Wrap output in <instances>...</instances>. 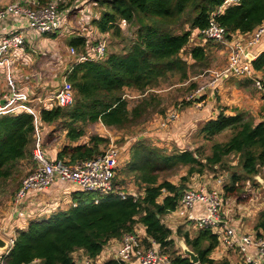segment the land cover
<instances>
[{"label": "trees", "instance_id": "16d2710c", "mask_svg": "<svg viewBox=\"0 0 264 264\" xmlns=\"http://www.w3.org/2000/svg\"><path fill=\"white\" fill-rule=\"evenodd\" d=\"M85 1L87 5L101 6L99 18L92 23L103 33L126 40L120 20L136 26L132 37L128 38L127 49L122 54L106 51L103 59L74 64L64 75V81L71 84L69 104L42 106L37 117L28 111L0 115V199L7 195L12 199L23 177L34 167L32 149L37 122L56 125L48 133V140L53 132H65L64 138L72 142L85 135L95 122L105 127L129 129L144 122L152 113L165 115L168 99L155 92V87L165 77H172L178 80H172L171 84L188 83L178 91L191 94L198 88L197 77L209 69L207 48L210 42L202 39L201 31L211 19L224 27L229 37L235 32L249 34L264 20V0H239L214 16L212 13L223 0ZM59 9L63 11L61 6ZM66 43L83 49L86 40L76 34L69 36ZM247 62L253 72L264 73V51ZM255 78L264 84V74ZM126 89L140 94L132 106L125 97ZM224 131L231 134L224 141L214 142L207 154H203L199 146L185 148L173 144L169 149L148 137L136 139L129 147V159L119 167L115 178L120 173L124 177L131 176L140 194L125 191L122 197L116 193L100 195L75 190L67 206L57 208L50 215H38L28 220L26 226L16 227L14 244L8 253L0 256V264H77L73 256L76 250H82L89 259L95 260L109 241H120L126 233H137V224L143 226L145 246L156 243L169 257L170 264H193L177 245L179 239L197 255V264H233L226 257H211L218 246L214 230L193 227L187 222L172 228L164 221L167 214L176 210L188 190L186 182L193 174H203L206 169H228L231 172L223 184L222 198L239 203L250 199L251 184L259 185L254 176L264 179V119L256 121L245 110L232 115L221 110L199 127L197 136L210 140ZM106 140L92 134L87 143L65 145L57 159L75 162L96 157L102 152L99 145ZM231 156L233 158H229ZM26 164L29 165L27 171L23 167ZM180 166L187 170L173 183L164 174H173ZM122 188L123 185H119V189ZM254 229L258 235L264 232V210ZM102 264L121 263L110 259Z\"/></svg>", "mask_w": 264, "mask_h": 264}, {"label": "built area", "instance_id": "2783aa9c", "mask_svg": "<svg viewBox=\"0 0 264 264\" xmlns=\"http://www.w3.org/2000/svg\"><path fill=\"white\" fill-rule=\"evenodd\" d=\"M237 1L239 0H223L217 11L212 13V16ZM60 2L61 0H16L0 7V22L4 21L10 14L22 15L27 20L22 27L0 29V65L7 60L12 50L25 47L26 35L30 31L57 35L62 34L63 30L67 31L66 26L63 24V14L59 9ZM125 24H127L125 20H120V26ZM201 33L205 41L212 40L216 45L224 46L227 49V64L221 72L210 71L214 75L211 76L210 74L209 80L185 97L186 101L193 100L189 105L199 108L202 105L201 101H198L199 98L207 87L215 85L221 75L224 77L229 75L251 76L255 86L264 97V84L260 79L255 78L254 72L247 62L250 61L247 58V54H251L253 58L257 56L250 49L252 45L257 44L264 38V20L253 32L246 34V37L234 38L235 33L229 37L226 29L220 26L214 18L211 19L209 25ZM101 40H104V38L97 36L94 41L86 43L84 52L77 53L74 48H70V52L75 57L76 62L103 59L106 47ZM6 84L10 93L5 97L6 102L0 105V115L28 111L27 102L30 100L19 89L16 77L10 72L6 74ZM52 97L55 103L51 104L49 102L50 105L48 107L69 104L72 99L71 84L63 81L62 87L55 91ZM37 100L41 102L40 98H37ZM170 111L165 123L177 118V109L173 108ZM119 154V149L110 147L96 157L89 159L75 162L57 158L52 160L46 156L42 141L36 136L32 149L34 167L23 177L18 191L11 200L12 221L13 219H17V221L15 224L9 225V227L6 224H0V238L6 242L4 253L14 244L15 228L24 226L30 219L27 220L29 217L27 209L29 206L26 203L28 196L33 193L39 195L48 190L56 179L68 182L80 191L95 192L100 195L116 193L125 197L128 192L125 193L113 183L121 166ZM221 190V188L208 190L205 187L188 189L179 201L175 213L193 227L214 230L218 236V245L226 250H235L241 256L242 262L264 264V232L259 235L250 233L238 234L228 223L223 213ZM198 205L201 206L199 214L195 212V208ZM18 218L24 219L23 225L18 223ZM142 238L143 236L138 233L124 234L120 240L119 248L112 259L120 261L121 264H170L169 257L161 252L156 243L151 242V247H146L145 243L142 242ZM99 257L100 255L95 260L87 257L84 264L104 263ZM80 264H83V262H80Z\"/></svg>", "mask_w": 264, "mask_h": 264}, {"label": "crops", "instance_id": "0c3cea01", "mask_svg": "<svg viewBox=\"0 0 264 264\" xmlns=\"http://www.w3.org/2000/svg\"><path fill=\"white\" fill-rule=\"evenodd\" d=\"M5 2L0 0V6H2ZM65 3V2H64ZM82 5H87L86 1L83 0V2H78L77 0L73 1L69 6L63 8L62 14H63V24H68L66 21L68 18H73L78 24L80 23V20L84 19H89V16H92V12H94L91 9L92 3L90 8H88V10H86V12L83 11L82 12H78L77 11L80 9L79 7H81ZM93 8V6H92ZM78 14H80V16L77 18ZM90 20V19H89ZM93 18L90 20V23L88 24L87 28H86V33H76L73 32V28H71L70 26H66V28H69L67 31V33L62 34V35H55L54 37L47 35L49 33H45V34H40L34 31H30L27 35H26V45L25 47H23L22 49H14L10 52V54L7 57V60L0 65V105H3L6 102L5 97L10 93L8 90V85L6 84V74L7 73H13V71L15 70H22L25 73V77L22 76V74H19V76L16 77V81L17 84L19 86V89L25 93L28 97L29 102H27V106L28 107H32L35 109H40L42 106L43 107H47L50 105V101L47 100V97L43 98L42 96L47 95V90L50 89V86L54 85V77H57L58 75L56 74L59 73V78L62 75L63 78L62 80H64V75L70 71L72 69V67L74 66V64H76V60L75 57L69 52L70 47L68 45V43H65V51L67 50L68 53L67 54H63V53H59L58 55L57 53L54 56H50L52 59H56L55 63L58 66L55 68H49V69H45L44 72L42 73L43 77L47 79V81H45V79L42 80L38 70H33L32 69V59L34 60L35 57V53L36 51H40V53L44 54L45 52H49V50L52 48V45H55L54 40L57 44L60 43V40H66L69 36L72 35H76V34H80L83 37H85L86 43H90L89 39H91V37H95V30L98 32V35H103L105 33L101 32L97 26L95 24L92 23ZM27 20L24 16L22 15H14V14H10L4 21L0 22V29H8V28H18V27H22L26 24ZM72 29V31H71ZM97 35V36H98ZM234 38L235 37H246V33H239V32H235L234 34ZM57 36H63L59 39H57ZM92 41V39H91ZM85 43V45H86ZM85 45L83 47V49L85 48ZM217 48H219V50H224L226 52L225 55V63L224 65L220 68H224L227 64V49L224 46L219 45ZM58 49V48H57ZM76 51L78 50V52L83 49L80 48H74ZM251 52L254 54H259L262 51H264V38H262L260 40V42H258L257 44H254L251 46ZM66 51V52H67ZM80 51V52H81ZM57 52V50H56ZM224 51H220V53H223ZM255 58V57H254ZM211 70L208 69L207 72H210ZM254 74L258 77H263V72L262 71H255ZM253 74V75H254ZM205 76V75H203ZM201 76V77H203ZM210 77V74L208 75ZM200 77V79H201ZM224 76L221 77V81L218 80L217 85L215 84L214 86L211 87H207L205 92L203 93V95L199 98L198 101H201L202 105L197 108V107H192L190 105H183L181 108L178 107L177 108V112L179 114L178 118L176 120L173 121H168L166 127L162 128V129H156V131H153L155 127H157V121L160 120L161 117L157 116V119L154 118L155 122L153 124H151L149 126L148 132L149 133H153V137H151V140L153 141V143L159 145V142L163 141V143H165L164 146H167L169 149L172 148V144H176L177 146H184L185 148H193V143H190V141L192 142V138H193V134L195 133V135H197V130L199 129V127L202 126V124L212 118H215L216 115L222 110L224 114L226 115H232L234 113H236V111L238 110H245L248 111L256 121H260L264 119V97L261 94V92L254 86V81L253 78L251 76H246V75H241V76H237V78L235 79L236 81L234 82V85H231L229 87H224L223 84L225 81L230 80L228 79L229 76H226L225 79H222ZM242 77V78H241ZM248 78L250 80H248ZM239 79H244L245 81H249L248 83L251 84L253 87L252 91L249 93V91L246 89V87L241 86V84H239ZM197 80V79H196ZM207 80H201L200 82H206ZM199 83V82H197ZM201 84V83H200ZM257 89V90H256ZM55 90V89H54ZM243 91L244 94L247 96V103L245 102V98H240L239 100H233L230 101V103H235L234 107H219L220 106H224V100H223V94L226 93V96H237L238 94H241ZM54 92H52L53 94ZM220 94V98H221V103L217 102L218 100V96ZM37 98L41 99V102L36 101ZM245 103L246 106H243V104ZM250 102V103H249ZM32 103L35 104H39L38 106L34 107L32 105ZM41 105V107L39 108V106ZM219 107V108H218ZM38 110L37 112H33V114L37 117L38 116ZM160 116H164V115H160ZM99 123V125L104 126L101 122H95V124ZM94 125V124H92ZM98 125V124H97ZM37 129H36V136L39 137L42 141L43 144V148L45 151L46 156H48L49 159H56L57 158V154L62 151L63 147L65 145H78L80 143H87L89 138L86 137L85 135H83L80 139H78L77 141H72L70 142L69 140H66L65 137V132H63V137L58 139V135L60 133L53 132V134L50 136L51 139L48 140V133L53 130V128L55 127V125H47L45 123H40L37 122L36 125ZM91 126H89L90 128ZM105 127V126H104ZM91 129V128H90ZM96 134L99 137L102 138H106L105 136H102L101 134L98 133L97 130ZM99 132H102L99 129ZM58 134V135H57ZM50 142V143H49ZM130 147V146H129ZM99 148L101 149L100 145ZM129 155V152H128ZM129 159V157L127 158ZM127 159H123L122 161L125 163V161ZM121 163V164H124ZM121 167V166H120ZM193 176V177H192ZM200 174H193L191 175L192 178H196L199 179V181H201L203 178L200 177ZM261 177V176H260ZM254 179L256 180V178L254 177ZM206 181V179H203ZM213 183L211 184L212 187H214V185L217 183L218 184V180H212ZM215 182V183H214ZM68 183V182H67ZM187 186H188V181L186 182ZM199 185H194L193 187L198 188ZM200 187V186H199ZM220 187V186H218ZM217 187V188H218ZM221 188V187H220ZM222 189V188H221ZM77 190L72 184L69 183V189L68 191H65L64 189H62L60 187V185L56 184V187L54 188H49L48 190L40 193L39 195H36L35 193L30 194L26 200L27 203V209H28V218L27 220L31 217L35 218L38 215H50V213H52L54 210H56L59 207H65L68 204L71 203V194L73 191ZM127 192V191H126ZM250 195V194H249ZM68 196V198H66ZM250 199L252 200V195H250ZM244 201V202H236L235 200H231L233 202V206H234V211L229 215V202L226 203L228 200L225 201L228 210L225 208H223V213L226 216V219L228 221V223L236 230V232L238 234H245V233H250V234H257V232L254 229V225L257 221V218L260 214V212L262 210H264V207L259 208L257 210L248 208L247 205H244L245 203L250 201ZM51 203V204H50ZM65 203H68L67 205H64ZM9 205V202H8ZM64 205V206H63ZM46 206V208H45ZM55 207V208H54ZM45 208V209H44ZM54 208V209H53ZM201 211V206L198 205L195 208V212L197 214H199ZM166 216H168L169 220L171 221L172 218L173 219H179L177 216V213H175V211L167 214ZM165 216V217H166ZM29 219V220H30ZM180 220V219H179ZM183 220V219H182ZM254 220V222H253ZM17 221V219H13L12 221V216L9 210V213L7 216H5L1 221L0 224H6L8 225H13L15 224V222ZM18 223L20 225L24 224V219H20L18 218ZM165 223L167 224L166 220ZM169 225V224H168ZM170 226V225H169ZM179 226V225H178ZM173 228V226H171ZM138 229V230H137ZM135 231L138 232V234H140L141 236L144 235V229L142 225H139ZM144 237V236H143ZM182 239H179L178 241H180ZM177 241V242H178ZM183 241V240H182ZM184 242V241H183ZM120 245V241L113 239L111 241H109V243L104 247L103 249V255L104 258H102V261H106V256H107V260L112 259L114 257V254L116 253V250L119 248ZM178 245V244H177ZM186 245V244H185ZM180 247V246H179ZM181 248V247H180ZM107 249V250H106ZM3 250H0V252ZM81 250H79L80 252ZM80 253H84L83 251H81ZM231 254L235 255L238 254L235 250H226L223 247H220L219 245L217 246V248L211 253V257H226L230 260L231 258ZM239 255V254H238ZM85 259H87V256L84 254ZM77 261V260H76ZM231 262V261H230ZM82 263V262H81ZM241 263V262H240ZM80 264V262H79Z\"/></svg>", "mask_w": 264, "mask_h": 264}, {"label": "rangeland", "instance_id": "374dc122", "mask_svg": "<svg viewBox=\"0 0 264 264\" xmlns=\"http://www.w3.org/2000/svg\"><path fill=\"white\" fill-rule=\"evenodd\" d=\"M1 1L5 2L3 5H6V4H8L10 2H13V1H16V0H1ZM73 1H75V0H61L59 6H61V8H64V6L67 7ZM77 1L78 2H83V0H77ZM90 6H91V4L90 5H82L81 7H79L80 9L77 11V13L79 11L82 12V13H83V11L86 12V10H88V8H90ZM91 9L93 11H95V12H92V13L93 14L96 13V14H95V16H93V14H92V16H89V19L91 20L92 18L93 19L99 18V13L101 11V6L99 4H97L96 6L94 5L93 8L91 6ZM79 16H80V14H78L77 18ZM89 19H84L83 18L82 20H80V23L78 24L73 18H68L67 21H66L68 24H65V25L66 26L68 25L71 28H73L74 29L73 32L83 33L84 34V33H86L85 32L86 28H87L88 24L90 23ZM135 28H136L135 25H133V24L129 25V23L125 24L124 26H120V29L122 30V34L126 37V40L122 39V37L113 36V35H111V33H105L103 35L102 34L98 35V32L96 30H95V32H96L95 33V37L92 36L91 39L94 41L96 39L97 35L98 36H102L104 38V40H101V41H103L105 43L107 54L111 53V52H116L117 54H122L127 49V46L129 44V39L128 38L132 37V34H133ZM66 29H67V31H69L68 28H66ZM67 31L63 30L62 34L67 33ZM71 31H72V29H71ZM62 34H60V35H62ZM61 37H63V36H57V39H59ZM91 39H89V41H91ZM196 41L199 42V43H204L201 39H197ZM208 42H210V44H209L210 46H209V48H207V56H208V60H209V67L208 68L211 71L221 72L223 68L222 69H220V68L225 63V55H226L225 49L224 50H219V48H217L219 45H216L212 40H209ZM54 43H55V45H52V48L49 50V52H45L44 54H42V53H40V51L37 50L35 55H34L35 59L34 60L32 59V61H33L32 69L33 70H38L42 80L45 79V81H47V79L44 78L43 75H42L44 70L45 69H49V68H55L57 66V64L55 63L57 58L52 59L51 57L54 56L56 53L58 55V52L59 53H63V54H67L68 53L67 50H66L67 52L65 51V45H64L66 43V40H60L59 44H57L55 42V40H54ZM20 49H22V48H20ZM56 50H57V52H56ZM220 51H224V52L220 53ZM69 52H70V50H69ZM206 62H207V60H206ZM57 69H58V66H57ZM12 74L15 77L19 76V74H22V76L25 77V73L22 70H18V71L14 70ZM56 74L58 76L54 77V82H53L54 85H53V87L51 85L50 89L47 90V95L42 96L43 98L47 97V100H49L51 104L55 103V100L52 97V95H53L52 92H55L59 88H61L62 85H63V81H64V80H62V78H63L62 75L59 78V73L56 72ZM209 74H211V73L205 71L203 74H201V75H199L197 77V82H199L198 83V87L201 84H203V82H200L201 80H204V78H205V80H209L210 79V77L208 76ZM203 75H205V76H203ZM213 75H214V73L211 74V76H213ZM201 76H203V77H201ZM222 76L223 75H221L218 78V80L221 79ZM200 77H201V79H200ZM225 78L226 77H223L222 79H225ZM236 78H237V76H235V75H229L228 79H230V80L225 81L223 86L226 88V87H229L231 85H234V82L236 81L235 80ZM172 80L173 81H177L178 79L177 78H172V77L171 78L165 77L159 83V85L155 87V92H157L158 94L163 95L165 98L168 99V101L165 102L166 107L167 106L168 107H167V109H165V112L166 111L167 112H166V114L164 116H160V115H158L156 113H152L151 116L148 119H146L144 122H141V123H139L138 125H135V126H130L129 129H117V128H113V127H104L102 125H99V123H97L98 125L94 123V125H90L91 129L88 127L85 136L90 138V136L92 134H96L95 130H97L98 133L101 134L102 136H105L108 141L106 140L105 142L100 144V147H101L102 151H105V150H107L110 147H116L117 149H119V152H120V154H119V163L122 166L123 164H121V163H124L122 160L123 159L124 160L127 159L129 157V155H130V154L128 155L129 146L134 141H136V139H138L139 136L143 135V138L144 137H148L149 139H151V137H153L152 136L153 133H149L148 129H149V126L155 122L154 118L157 119V116L161 117L160 120L157 121V127H155L153 131H156V129H158V128L162 129V128L166 127V125L168 124V123H165L166 122V117L168 115V112L170 113L171 112L170 110L173 109V108H175V109H177L178 107L181 108L184 105L183 103L187 102L185 100V97L188 95V92H186L184 90L178 91L179 90L178 88H180L181 86H186L188 84L187 81L184 82V83L171 84ZM218 80L215 83L216 85H217ZM239 84H241V86L246 87V89L249 91V93L252 91V88L256 87L255 84H254L255 87H253L251 84L247 83L244 79H239ZM241 92L242 93L238 94L237 96H232V95L231 96H226V93H224L222 97H223V100L225 101L224 102L225 105L224 106H220L219 105V107H234L235 103H230V101H233V100H235V102H236V100L240 101V98H243V97L245 98V102L247 103V96L244 94L243 91H241ZM139 95L140 94L137 91L130 90V89H126L125 90V97L128 99L130 106H132V104L140 97ZM217 96H218L217 102L222 104L221 101H220L221 100L220 94L217 95ZM36 101H38V100L36 99ZM32 105L34 107H36L39 104L32 103ZM41 105L42 104H40L39 108L41 107ZM163 106H164V103H163ZM190 106L193 107V105H190ZM243 106H246L245 103L243 104ZM37 110L38 109L29 107L28 112H30V113L31 112H37ZM178 116H179V114H177V118H178ZM177 118L172 119L170 121L176 120ZM164 123H165V125H163ZM99 129L102 132H99ZM63 134L64 133H60L59 135L57 134L58 135V139L62 138ZM230 134H231L230 131H224V132L214 136L210 140H205V139H203V137H199V136L195 135V133H194L193 134L194 136L191 139L192 142L190 141V143H193L194 147L199 146V148L202 151V153L203 154H207V153H209L210 146L214 142H216V141H219V142L224 141V140H226L229 137ZM60 141H61V139H60ZM159 145L160 146H164L165 143H163V141H161V142H159ZM172 146H173V144H172ZM229 158H233V157L231 156ZM232 162H235V160H232ZM25 163H27V162H25ZM23 167L27 168L26 171L29 169V165L28 164H26ZM186 170H187V167L180 166L178 169L173 171V174H167L166 173L164 175L171 182L177 183L178 180L180 179V177L185 174ZM235 170H236V168H235ZM230 172L231 171H229L228 169H224L222 171L221 170H219V171H211L209 169H206L203 172V174H200L201 175L200 177L203 178V179H206V181L203 180V179L201 181H199V179L192 178L193 176L192 177L190 176L188 178V189H197L196 187H193L194 185H199L200 187H205L208 190H210L212 188H217L218 186H220L222 188L223 184L228 181L229 176H230ZM119 175L123 176V175H121V173ZM119 177L118 178H114V181H113L114 185H116L118 188H119V185H123L122 189L124 191H127L130 194H133V195L140 194L138 185L137 184L135 185L134 179L131 176H128V177H124L123 176L124 178H122V177L119 178ZM215 179L218 180V184L216 183L214 185V187H212L211 186V184L213 183L212 180H215ZM250 182L254 183L252 180ZM56 184L60 185V187L62 189H64L65 191H68V189H69V183L64 182V181H60L58 179H56L52 183L50 188L52 189V188L56 187ZM199 186H198V188H200ZM220 187H218V188H220ZM248 193H250V195H252L253 199L252 200L250 199V201L245 203L244 205H247L248 208H251V209H254V210H257V209H259L261 207L262 208L264 207V192H263V190H262L260 185H256V184L252 185L251 184L249 186ZM4 197H2L0 199V221L5 216L8 215L9 210H10V213L12 211V203H11L12 199H10V197H8V195H7V197H5V198ZM66 198H68V196ZM226 200H228L226 203L229 202V215H230L234 211V206L232 205L233 202H234L233 201L234 199L233 200L232 199H223V208L225 206V208L228 210L227 205L225 203ZM8 202H9V205H8ZM67 204L68 203H65L64 205H67ZM223 208H222V210H223ZM178 218L180 220L172 218V220L170 221L168 216H166V217H164V221L166 220L167 224H169L170 226H173V228H176L178 225H182L183 222H185L184 220H182V218L180 216H178ZM253 222H254V220H253ZM25 226H26V224H25ZM138 226H139V224L135 225L136 229L138 228ZM177 244H178V246H180V242L179 241L177 242ZM3 252H4V250H3ZM80 252L78 250H76V252H74L73 256H74L75 260H77V263L78 262H83V264H84L85 256H84V253H80ZM102 253L100 254V257H99L101 259L104 258V256H105ZM2 254L3 253L1 251L0 252V256ZM214 258L215 259H220L221 257L218 256V257H214ZM105 260H107V256H106ZM230 261L233 264H240V262H242V259H241V256L238 255V254H236V256L231 254Z\"/></svg>", "mask_w": 264, "mask_h": 264}, {"label": "water", "instance_id": "95a60500", "mask_svg": "<svg viewBox=\"0 0 264 264\" xmlns=\"http://www.w3.org/2000/svg\"><path fill=\"white\" fill-rule=\"evenodd\" d=\"M247 58L249 60H252L253 56L251 54H247ZM141 137H143V135L139 136V138ZM254 177L256 178L257 182L259 183V185L261 186L264 192V179L259 175ZM179 242L183 253L188 256L190 262H192L193 264H197L199 262L197 255L192 250H190L182 240H180ZM5 248H6V242L4 239L0 238V250H4Z\"/></svg>", "mask_w": 264, "mask_h": 264}, {"label": "bare ground", "instance_id": "6f19581e", "mask_svg": "<svg viewBox=\"0 0 264 264\" xmlns=\"http://www.w3.org/2000/svg\"><path fill=\"white\" fill-rule=\"evenodd\" d=\"M8 253V252H7Z\"/></svg>", "mask_w": 264, "mask_h": 264}]
</instances>
